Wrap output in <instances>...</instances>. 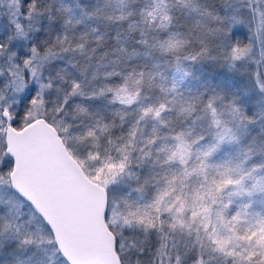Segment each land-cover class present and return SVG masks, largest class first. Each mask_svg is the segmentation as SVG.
Instances as JSON below:
<instances>
[{
    "label": "snow or ice",
    "instance_id": "obj_1",
    "mask_svg": "<svg viewBox=\"0 0 264 264\" xmlns=\"http://www.w3.org/2000/svg\"><path fill=\"white\" fill-rule=\"evenodd\" d=\"M0 264H264V0H0Z\"/></svg>",
    "mask_w": 264,
    "mask_h": 264
}]
</instances>
